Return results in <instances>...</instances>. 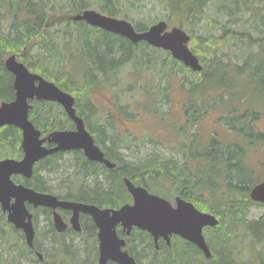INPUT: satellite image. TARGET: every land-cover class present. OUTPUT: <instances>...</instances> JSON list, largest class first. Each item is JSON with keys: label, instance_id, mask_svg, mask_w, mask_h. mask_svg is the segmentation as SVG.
<instances>
[{"label": "trees", "instance_id": "16d2710c", "mask_svg": "<svg viewBox=\"0 0 264 264\" xmlns=\"http://www.w3.org/2000/svg\"><path fill=\"white\" fill-rule=\"evenodd\" d=\"M119 1L121 0H0V17L2 15L10 21L9 31L5 35H0V103L9 102L14 97L13 78L3 64L5 57L13 53L30 72L53 82L59 89L74 98L76 115L83 120L84 127L92 136L95 145L101 148L104 155L115 164L113 169H107L97 162L88 161L80 151H74L72 152L74 157L69 165L73 168L72 175L69 176L70 178H61L58 186L60 193L50 194L60 200L93 204L99 208H118L131 201L123 183L125 178L135 185L146 188L149 192L154 191L152 194L160 197L163 196V191H166L167 195L176 193L180 195L179 197L191 202L198 210L211 213L218 219L217 226L205 228L203 231L211 252L210 259L205 260L200 250L177 236H172L169 246L159 240L156 250L152 238L144 231L133 228L129 237L118 232L120 237L125 238V249L137 264H264V217L260 220L246 219L249 208L255 204L250 201L249 192L258 182H254L253 172L243 161L246 147L251 144L252 140L258 142L263 138L260 133L253 132L255 122L248 121L249 116L253 117L252 121L258 119V114L249 113V116H246L247 110L245 109L246 115H236L234 113L236 107H234V111L230 112L233 116L232 121L227 122L223 119L226 123L222 125H225L228 131L237 136L241 135L243 145L242 142L237 141L225 146L218 140H212L207 148L197 152V156H194L193 152L199 145L194 136L187 151L189 155L185 157V160H161L157 159L156 154L151 153L150 157L143 161H127L118 158L120 148L125 146L118 139L110 122L96 130L88 122V115L85 113L91 111V106H93L89 95L90 90L95 86H104L107 89L121 86L123 82L118 74L122 68L129 65L132 68L123 77L127 79L124 81V89L115 91V97H112L121 103L125 101L121 93H127L131 98L133 94L130 91L133 90L141 100H134L137 105L142 106L144 102H148L160 113L162 109L160 106L169 101L167 92L169 79L173 78V75L184 74L185 78H182L184 84H187L186 75L191 72L193 76L200 78L190 79L191 87L186 89L190 93L188 97L191 96L194 100L192 103L187 101L185 104L186 121L182 124L187 123L190 126H194L193 123L202 116V114L198 116L195 111L203 112L202 106L196 104L195 96L199 92L204 94L205 92L201 90L204 87L218 89L214 84L208 85V79H214L219 88H223L225 92L237 93L239 90L254 92L255 85L264 93V45L262 44L264 42V13L253 22L252 26L250 25L251 32L260 34L258 52L248 54L242 66H235L229 60L224 62L217 56V51L213 50L209 56L213 67L207 71L197 53V45L193 41L195 38L191 36L190 50L202 66L200 72H195L173 59L168 52V54L164 53V58H161L163 52L160 49L153 48L143 41L133 44L120 35L83 23H75L70 19L72 15L94 10V7H98L101 14L109 17L125 15V11L120 8ZM209 1L169 0V3L170 7L178 8L185 23L190 24L196 21ZM260 1L230 0L229 4H223L221 0L216 9L228 16L231 21L236 22V19L240 18L242 7ZM170 11L177 16L173 10L170 9ZM50 14L60 15L46 20ZM236 14H238L237 17L233 18ZM216 19L213 18L212 21L216 22ZM48 22L52 23L46 25ZM54 25L58 26L59 30L50 33L49 28ZM134 29L136 32H143L147 30V25L139 23L134 26ZM57 35L65 39L61 43H56L53 37ZM196 40L203 43L205 48L208 46L209 39L206 41L198 37ZM256 40L251 37L248 43ZM239 41L242 44L243 37H240ZM32 47L35 50L33 55L29 54ZM21 48V53H19ZM261 53L262 58L257 55ZM74 64L84 65V71L78 74ZM132 77L136 79V82H131ZM163 78L166 82L162 86ZM234 82H237L236 85H233ZM150 85L155 88L151 90L144 88ZM123 104L125 106H118L117 110H125L133 105V103ZM30 105L28 119L42 136L54 130L73 129L71 121L58 104L33 101ZM122 114L133 118L125 113ZM104 118L113 121L110 113ZM235 120L239 121L237 125ZM95 131L98 133V138L100 136L108 148L101 145L94 135ZM20 139L18 129L11 126L0 129V160L19 159L22 156ZM151 142L152 145L157 143ZM62 154L55 153L37 162L30 179L22 177L12 179L37 192L49 193L50 187L44 182L40 172L44 171V175L56 172L59 167L57 160ZM189 159L200 161V166H193L188 162ZM151 187H154V190H151ZM40 211L48 217V210ZM61 213L66 214L65 211ZM80 221L82 232L80 234L67 232L66 235H62L63 239L51 227L49 228L48 234L51 237L49 240L59 249L57 248L56 259L55 256L49 254H47L48 257L43 256V264H55L59 256L63 257L62 259H68L70 264H88L84 260H78L72 253L73 245L64 240L69 236L79 237L82 243L92 244L91 239L94 241L96 236L92 221L86 216H82ZM238 230H243L247 239L242 238ZM4 241L15 243L17 248L23 251L21 255L23 259H26L29 254L33 255L31 250L22 246L21 242L9 232ZM33 249L36 253H42L35 240ZM19 260L22 258L19 255L17 258L16 255L15 262L18 263ZM95 260L94 256L91 264H96Z\"/></svg>", "mask_w": 264, "mask_h": 264}, {"label": "rangeland", "instance_id": "374dc122", "mask_svg": "<svg viewBox=\"0 0 264 264\" xmlns=\"http://www.w3.org/2000/svg\"><path fill=\"white\" fill-rule=\"evenodd\" d=\"M229 1L230 0H222L223 4H229ZM220 3L221 0H210L207 2L196 21L189 24L185 23V20L180 16L178 8L173 6L170 7L169 0H121L119 1V4L121 5L120 8L125 11V15H120L115 18L124 19L133 26L139 23H145L147 28L158 21H164L167 24V31H170L173 27H183V30H185L190 37L192 36L195 38L193 41L197 45V53L207 71H210L213 67V62L211 58H209L213 50L217 51V56L222 58L224 62L229 60L235 66H242L248 54H256L258 52L260 34L251 32L250 25L252 26L253 22L264 13V0L246 4L242 7L240 18H237L236 22L231 21L228 16L217 11V4ZM93 9L101 13L98 7H94ZM170 9L177 13V16H174ZM221 12H223L222 9ZM58 15L60 14H50L46 20L51 17H57ZM237 15L238 14L233 16V18H236ZM213 18H217L216 22L212 21ZM0 19V35H5L9 31L8 25H10V21L6 20L2 15ZM224 23H226V25H224ZM58 30L59 28L56 25L49 28L50 33L57 32ZM220 36H223V38H220ZM198 37L203 38L206 41L209 39L206 48L203 43L196 40ZM240 37H243L244 39L242 44L239 41ZM251 37L256 38L258 41L256 40L253 43H248L249 38ZM64 39L65 38L59 35L53 37V41L56 43H61ZM262 44L264 45V42H262ZM187 47L191 49V42L188 43ZM22 48L19 53H21ZM160 51L163 52L161 58H164V53L167 52L163 50ZM34 53L35 50L34 47H32L29 54L33 55ZM257 55L261 58L263 56L262 53L260 54L261 56L259 54ZM27 57H29V55H27ZM204 61H206V63H204ZM74 67L78 74H81L84 71V65L76 64ZM131 68L132 66L129 65L120 70L118 76L123 82L121 86L114 88L108 87L109 89L104 86L93 87L90 90L89 95L94 107L91 106L92 110L85 112L86 115H88V122L96 130L110 122L118 139H120L125 146L120 148V155L118 158L127 161H143L149 158L151 153H154L156 154L157 159L161 160H185V157L189 155L187 151L193 142L194 136L197 138L199 144L197 147L195 146L196 150L193 152L194 156H197V152L207 148L212 140H218L225 146L231 145L237 141L242 142L243 145L244 141L242 140L241 135L237 136L233 134V132L226 129L225 125H222V123H226L225 121H232L233 116L230 112L234 111V107H236V111H234L236 115H246V113H244L245 109L247 110L246 116H249V113L258 114V119L252 121L253 117L249 116L248 121L250 123L255 122L253 132L260 133L263 138L258 142L252 140L251 144L246 147L245 158L243 161L253 172L254 182L257 183L264 180V93L260 91L258 86L254 85V89H256L254 92H242L239 90L237 91V95L236 92H225L223 88H219L214 79H208L207 84H214L218 89H207V87H204L201 89L205 92L204 94H201V92H197L198 94L195 93L197 94L195 96L197 100L196 104L202 106L203 112L200 113L195 111L198 116H200V114H202V116L193 123L194 126H190L187 123L182 124L186 121L184 106L187 101L192 103L194 100L193 97H188V94L190 95V93L186 89L191 87L189 84L190 79L193 80L200 78L193 76L192 72H186L189 74L186 75L187 84H184L182 83V78H185L184 74L173 75L174 77L169 79V89L167 92L169 101L160 106V108H162L160 113L158 109H155L153 105L148 102H144L142 106L137 105L134 100H141L133 90L130 91L131 94H133L131 98L129 97V94L121 93L123 98L125 97L124 102L119 103L116 99L114 100L113 97H115V91L124 89V81L127 79H124L123 77L130 72ZM69 71L71 72L70 69ZM131 80L133 83L136 82L134 77H132ZM165 82L166 80L163 78L161 85L163 86ZM236 83L237 82H234L233 85H236ZM144 88L151 90L154 89L155 86H144ZM191 90L194 91L193 89ZM123 103H133V105L125 110L119 108V110H117L118 106H125ZM59 108L61 107L59 106ZM92 112L94 113L92 114ZM119 112L125 113L133 118H129ZM109 113L113 117L114 122L111 119L107 120L104 118L105 115H108ZM238 123L239 121L235 120V124L237 125ZM192 127L193 129H191ZM96 132L97 131H95L94 135L98 138V133ZM98 140L104 148H108L100 136ZM151 141L157 143L152 145ZM72 152L74 151L63 153L57 160L59 167L56 172L46 173V175L43 174L44 171L40 172L44 182L50 187L49 193H60L61 190L58 189V186L61 178H70L69 176L72 175L73 168L69 166L74 157V153ZM188 162L192 163L193 166H200V161L189 159ZM203 166H205L204 162ZM16 177L21 178L20 176H14L13 178L16 179ZM100 178L102 180V177ZM89 184V181H87V185ZM151 190H154V187H151ZM150 192L154 193V191ZM167 194L166 191H163L162 197L172 203H174L175 196H180L176 193L171 195ZM262 217H264V205L254 204L249 208L246 219L260 220ZM34 222L35 243L39 245V249L42 252L41 254L45 257H48L47 254H49L55 256L56 259L57 248L59 249V247L54 243L52 244L49 240V238H51L48 234L50 226L48 225L46 215L37 210L35 212ZM8 232L14 235L16 239L21 242L22 246L26 247V245H23L24 243L22 244L23 239L11 232L9 225L0 214V264H37V256L33 257L32 254H29L26 259H23L21 256L23 251L18 249L15 243H7L4 241ZM238 233L242 238L247 239V235L243 230H238ZM62 237L63 236H61V239H63ZM64 240L66 243L73 245L72 253L76 255L78 260H84L88 264H91L94 256L95 259H97L96 237L94 241L91 239V245L82 243L81 239L78 237L71 238L69 236L65 237ZM53 248L56 250L54 251ZM70 252L71 251H69V253ZM16 255L17 258L18 255L22 258L18 263L15 262ZM62 258L63 257L59 256V259L56 260L57 263L55 262V264H70L68 259Z\"/></svg>", "mask_w": 264, "mask_h": 264}, {"label": "water", "instance_id": "95a60500", "mask_svg": "<svg viewBox=\"0 0 264 264\" xmlns=\"http://www.w3.org/2000/svg\"><path fill=\"white\" fill-rule=\"evenodd\" d=\"M70 19L120 35L133 44L143 41L153 48L167 51L173 59L192 71L202 70L197 57L187 47L190 38L181 27L167 31V24L158 21L146 31L136 32L126 20L94 10L72 15ZM3 64L12 75L14 97L9 102L0 103V129L11 126L20 130L22 157L19 160H0V208L7 213V221L22 231L26 246L31 247L34 238L32 215L26 208V204H30L33 208L43 207L52 211V222L57 233L67 229L58 209L70 212L68 224L75 232L81 230L80 215L88 216L96 229L97 264H137L125 249V238L118 235L119 230L129 237L133 228L146 232L156 249L160 239L169 245L172 236H178L200 250L205 260L210 259L211 252L203 230L217 226L218 219L211 213L199 211L191 202L179 196L174 198L172 205L168 200L149 193L146 188L125 178L123 183L131 198L130 203L118 208H99L93 204L60 200L50 193L37 192L23 184H15L11 180L12 176L30 179L37 162L59 152L81 151L87 160L103 164L107 169H113L115 164L104 158L103 151L95 145L83 120L76 115L74 98L69 93L30 72L17 60L16 54L7 55ZM33 101L58 104L71 121L73 129L54 130L42 137L28 119L30 103ZM249 199L264 205V180L250 189ZM11 200L12 206L9 207Z\"/></svg>", "mask_w": 264, "mask_h": 264}, {"label": "flooded vegetation", "instance_id": "af4514ba", "mask_svg": "<svg viewBox=\"0 0 264 264\" xmlns=\"http://www.w3.org/2000/svg\"><path fill=\"white\" fill-rule=\"evenodd\" d=\"M79 23H83V24H85L84 22H79ZM85 25H86V24H85ZM95 28H96V27H95ZM105 158H107V157L105 156ZM107 159H109V158H107ZM109 160H111V159H109ZM99 164H100V163H99ZM100 165L104 166L103 164H100ZM12 180L14 181V179H12ZM14 183H16V182L14 181ZM11 206H12V200H11V202H10L9 207H11ZM26 208H27L28 212L32 215L31 221H32L33 229H34L33 243H34V240H35V222H34V220H35V212H36L37 210L40 211V210L46 209V210L49 211V215H48V217L46 216V217H47V220H48V225H49V226L53 229V231H54L56 234H58V235H61V236H62V235H66L67 232H73V233H75V234H80V233L82 232V227H81L80 232L72 231V229L70 228V226H69V224H68V222H69V217H70V212H69V211H65L66 214L61 213V212H64V210H60V211L58 212L59 215L61 216L63 222L67 224V229H66L64 232H62V233H57L56 230L54 229V226H53V222H52V211H51L50 209H48V208H43V207L33 208L32 205H30V204H26ZM41 213H42V212H41ZM0 214L4 217L6 223L9 225V229L11 230V232H13L14 234H16L18 237H21V238L23 239V243H25V242H24V235H23L22 231L19 230V229L14 228L13 225L7 221V219H6V217H7V213H4L3 211H1V208H0ZM82 216H83V215H81V216L79 217L80 225H81V221H80V220H81V217H82ZM66 218H67V219H66ZM95 237H96V236H95ZM78 238H79V237H78ZM13 240H14V239H13ZM29 250L32 251V253H33V257H36V252L34 251V249H29ZM19 257H21V256L19 255ZM36 263H37V264H41V263L43 264V262L40 261V260H38Z\"/></svg>", "mask_w": 264, "mask_h": 264}, {"label": "bare ground", "instance_id": "6f19581e", "mask_svg": "<svg viewBox=\"0 0 264 264\" xmlns=\"http://www.w3.org/2000/svg\"><path fill=\"white\" fill-rule=\"evenodd\" d=\"M28 249H33V245L31 246V247H28V246H26ZM36 256H37V258H38V260H40V261H44V259H43V255L42 254H40V253H36Z\"/></svg>", "mask_w": 264, "mask_h": 264}]
</instances>
